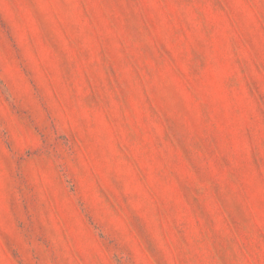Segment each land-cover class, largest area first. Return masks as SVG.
<instances>
[{
    "label": "rangeland",
    "instance_id": "rangeland-1",
    "mask_svg": "<svg viewBox=\"0 0 264 264\" xmlns=\"http://www.w3.org/2000/svg\"><path fill=\"white\" fill-rule=\"evenodd\" d=\"M0 264H264V0H0Z\"/></svg>",
    "mask_w": 264,
    "mask_h": 264
}]
</instances>
